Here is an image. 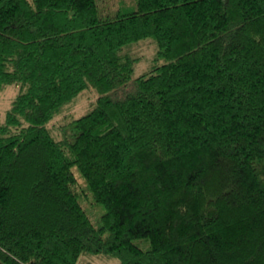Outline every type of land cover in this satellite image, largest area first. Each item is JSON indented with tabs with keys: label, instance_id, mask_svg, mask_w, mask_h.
<instances>
[{
	"label": "trees",
	"instance_id": "trees-1",
	"mask_svg": "<svg viewBox=\"0 0 264 264\" xmlns=\"http://www.w3.org/2000/svg\"><path fill=\"white\" fill-rule=\"evenodd\" d=\"M135 3L104 17L96 0H0V95L18 87L0 264H264V0ZM147 38L157 58L133 79L123 49ZM90 87L73 140H55L47 126Z\"/></svg>",
	"mask_w": 264,
	"mask_h": 264
},
{
	"label": "rangeland",
	"instance_id": "rangeland-1",
	"mask_svg": "<svg viewBox=\"0 0 264 264\" xmlns=\"http://www.w3.org/2000/svg\"><path fill=\"white\" fill-rule=\"evenodd\" d=\"M99 6L100 15L104 17L114 16L120 9L133 10L136 6L135 0H96ZM159 48L156 45V41L153 38H147L145 40L138 41L134 44L125 46L123 54H127L130 58L135 59L133 66V79L138 78L141 74L149 71L148 69L154 65L155 59L157 58ZM160 64L163 61L159 62ZM18 92V87L7 86L0 95V123H3L5 114L8 111L14 96ZM100 95L97 90L88 88L74 98L70 103L64 105L59 114H57L53 120L47 126L48 130L51 131L52 136L55 140L59 141L61 138H67L73 140L71 137L73 130L72 121L83 116L91 110L92 105ZM73 174L76 175V191L81 197L80 203L82 208L88 214L93 225L98 227L100 224V217L105 213V208L102 205H94L92 198L87 192V186L82 180L78 173V170L74 168ZM135 243L143 250L149 249V240H135ZM78 264H120L119 260L114 256H107L104 254H83Z\"/></svg>",
	"mask_w": 264,
	"mask_h": 264
}]
</instances>
